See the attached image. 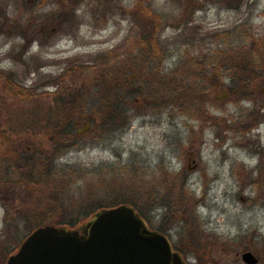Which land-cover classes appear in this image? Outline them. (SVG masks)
<instances>
[{
  "label": "rangeland",
  "instance_id": "374dc122",
  "mask_svg": "<svg viewBox=\"0 0 264 264\" xmlns=\"http://www.w3.org/2000/svg\"><path fill=\"white\" fill-rule=\"evenodd\" d=\"M153 26L160 62L145 45ZM203 57L208 76L193 66ZM159 71L180 75L166 82L174 92L152 85ZM9 73L21 96L6 91ZM256 76L264 0H0V264L35 214L78 217L124 200L191 264H245V251L264 264V156L253 151L264 143V80H246ZM45 114L76 115L63 156ZM47 158L63 177L22 169Z\"/></svg>",
  "mask_w": 264,
  "mask_h": 264
},
{
  "label": "water",
  "instance_id": "95a60500",
  "mask_svg": "<svg viewBox=\"0 0 264 264\" xmlns=\"http://www.w3.org/2000/svg\"><path fill=\"white\" fill-rule=\"evenodd\" d=\"M245 264H258L250 251ZM6 264H191L168 236L150 228L129 204L102 208L78 228L35 229Z\"/></svg>",
  "mask_w": 264,
  "mask_h": 264
},
{
  "label": "trees",
  "instance_id": "16d2710c",
  "mask_svg": "<svg viewBox=\"0 0 264 264\" xmlns=\"http://www.w3.org/2000/svg\"><path fill=\"white\" fill-rule=\"evenodd\" d=\"M155 43H153V41L151 39H149V36H147L145 45L148 48V50L150 49L151 45H154ZM157 49V47H156ZM151 52V51H150ZM158 52V51H156ZM232 53V52H230ZM149 57V56H148ZM220 57V53L217 51L216 52V56L213 59H219ZM222 57V55H221ZM202 60H200L197 65H193L194 67H202L201 70H198L197 74L200 76H208L207 69L209 67H211L212 64V60L211 58H207L206 59L203 57L201 58ZM227 59L230 61L232 60L231 56L228 54L227 55ZM187 60L192 61V60H196L198 61V59H191L190 57L187 58ZM150 68L152 67L149 63H147V67L146 68ZM190 67V66H189ZM193 68V67H192ZM145 69V68H144ZM210 69V68H209ZM172 73L170 74H166L165 76H163L161 74V71H159L155 76L151 77L154 80H150L152 85H157L158 86V91L162 92V87H163V94L165 92L167 93H171L174 92L175 89L172 88V86H169L166 84L167 81H171V82H179L178 84H181V81H179V76L177 73V76L175 77V74L173 71H171ZM188 74H194L193 69H190L189 72H186V75ZM7 81L5 84V89L6 91H10L12 92V94L16 95V96H21L22 94H24L25 88L18 85V84H14L12 78H13V74L9 73L7 74ZM164 77H166V79H164ZM177 80V81H176ZM155 81V82H153ZM150 83V84H151ZM183 83V82H182ZM174 85V84H173ZM105 88L107 89V84L105 83ZM160 86V87H159ZM151 87V85H150ZM144 91V90H143ZM179 91H181V89H179ZM184 92H186L184 90ZM181 93V92H180ZM18 115V119L19 122H21V118L25 117L26 114L22 113V114H17ZM16 115V116H17ZM118 115V114H116ZM115 115V116H116ZM48 116L50 117L49 120H45V122L42 123V129L43 131H45L46 133H48L51 137L52 140V147H56L57 149H61V151L59 152V157L63 156L64 154L67 153V151L76 143V138H77V133L74 132L73 128H72V118L76 117V115H50V114H45V117ZM56 118V119H55ZM101 122L103 125L107 124V121L109 120L108 117V113H103L101 115ZM105 121V122H104ZM110 121V120H109ZM128 122V123H127ZM101 124V123H100ZM101 124V125H102ZM124 124H128L130 125L131 123L129 121H125ZM127 125V126H128ZM38 155H41V157H43L44 155H42V153H37ZM44 154V153H43ZM45 157V156H44ZM49 159H43L41 160V164H38L37 160H33L30 163H27L25 165V167L22 166V169L24 171L27 172V175L32 176V172H34L36 169L38 170V174H45V176L47 177V179L50 181H52L54 178L59 177L61 174H58L54 171V166L52 161L50 162ZM40 165L39 169L37 168V166ZM67 174V173H66ZM78 172L76 170H71L68 172L67 177H73V175H77ZM61 177H63V173L61 175ZM122 204H129L132 205L139 213L142 217H145V212L143 209H141L139 207V205L135 204V202L131 201V200H124L123 202H113L110 203L109 205H105V203H99L95 208L93 209H88V210H84V212L82 213V215H77L78 217H74V216H68L65 213H59V211L56 208H52L51 209V214H44V215H37L35 214V216L33 218H31L30 224L28 225L30 228V233H32L35 229H37L40 226L43 225H66L69 226L70 228H78L83 222H85L92 214H94L96 211H98L99 209L102 208H111V207H116ZM81 216H83L82 218H80ZM159 230V229H158ZM161 233H163L161 230H159ZM176 249V248H175ZM177 250V249H176Z\"/></svg>",
  "mask_w": 264,
  "mask_h": 264
},
{
  "label": "flooded vegetation",
  "instance_id": "af4514ba",
  "mask_svg": "<svg viewBox=\"0 0 264 264\" xmlns=\"http://www.w3.org/2000/svg\"><path fill=\"white\" fill-rule=\"evenodd\" d=\"M157 30H156V27L155 26H153L150 30H149V32H148V34H145L144 36H149L150 38H151V40L153 41V43H155L154 44V49H150V51L151 52H153L154 53V60L156 59L157 61L156 62H160L161 61V59H160V56H159V54L158 53H156V51H154L155 49H156V47H158V43H157V38H156V34H157V32H156ZM145 38V37H144ZM153 56V55H152ZM151 56V57H152ZM155 62V63H156ZM138 64H141V63H137L136 65H138ZM146 64H144L143 66H145ZM225 66H224V70H225ZM131 79L132 80H134L135 79V75L134 76H132L131 77ZM245 79V77L244 78H242V77H238V78H236V79H234V80H240V81H243ZM246 80H254V81H256L257 83H261L263 80H264V76H256V78H247ZM222 83V85L224 84V82H221ZM233 86H234V88H235V84H233ZM237 87H238V85H237ZM141 88V86H139V87H132V91H133V93H134V95L135 94H137V92L139 91V89ZM227 89H229V87L227 88H225V89H223L222 88V90H221V92H222V96L220 97L221 98V102L222 103H224V105H226L227 103L229 104V103H233L232 102V100H229V94H228V92H229V90H233V89H229V90H227ZM254 89H255V87H254ZM238 94H242V95H246L247 96V94H251L252 96H253V91H251V93H247L248 91L247 90H244V91H240V88H239V92L238 91H236ZM235 92V93H236ZM262 93L264 94V88H262ZM247 98H249L248 96L247 97H242L241 98V101L243 102V101H248V102H250L251 100H247ZM134 100H137V99H134ZM264 108V107H263ZM262 108V109H263ZM224 111H226L225 109H223ZM225 114V113H224ZM259 136H260V134H259ZM253 151H254V153L255 154H257V155H260V157L262 158L263 156H264V143H263V141H262V139H259V141H257V143H253ZM194 162H195V160H194Z\"/></svg>",
  "mask_w": 264,
  "mask_h": 264
}]
</instances>
